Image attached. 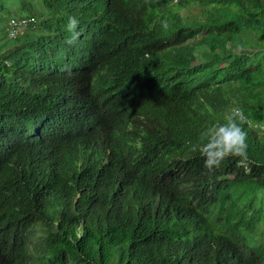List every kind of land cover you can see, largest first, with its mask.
<instances>
[{"label": "trees", "instance_id": "16d2710c", "mask_svg": "<svg viewBox=\"0 0 264 264\" xmlns=\"http://www.w3.org/2000/svg\"><path fill=\"white\" fill-rule=\"evenodd\" d=\"M263 195L264 0H0V264H264Z\"/></svg>", "mask_w": 264, "mask_h": 264}, {"label": "clouds", "instance_id": "9594fccd", "mask_svg": "<svg viewBox=\"0 0 264 264\" xmlns=\"http://www.w3.org/2000/svg\"><path fill=\"white\" fill-rule=\"evenodd\" d=\"M79 23L75 15L68 16L66 29L74 32L66 41L69 45H74L80 35L75 31ZM162 27H169L166 20L162 21ZM222 120L223 122H214L202 130L198 142L192 145V151L199 153L203 158L204 168L209 172L218 169L229 157L246 158L247 155V134L243 128L247 117L243 109L239 106L230 107Z\"/></svg>", "mask_w": 264, "mask_h": 264}, {"label": "built area", "instance_id": "2783aa9c", "mask_svg": "<svg viewBox=\"0 0 264 264\" xmlns=\"http://www.w3.org/2000/svg\"><path fill=\"white\" fill-rule=\"evenodd\" d=\"M35 22V19L32 18H23L19 20L13 19L10 26V36L18 35L23 32L25 28L34 26Z\"/></svg>", "mask_w": 264, "mask_h": 264}, {"label": "rangeland", "instance_id": "374dc122", "mask_svg": "<svg viewBox=\"0 0 264 264\" xmlns=\"http://www.w3.org/2000/svg\"><path fill=\"white\" fill-rule=\"evenodd\" d=\"M182 12L186 15L191 14L192 16L197 15L200 12V7L198 6H193V7H188L184 10H182ZM243 22H245L247 24V20H244ZM264 198V195H263ZM257 233L259 234L260 237V241L264 242V224H261L260 227L257 230Z\"/></svg>", "mask_w": 264, "mask_h": 264}]
</instances>
